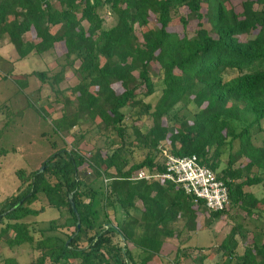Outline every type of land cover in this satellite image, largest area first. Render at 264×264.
Returning <instances> with one entry per match:
<instances>
[{
  "label": "trees",
  "instance_id": "trees-1",
  "mask_svg": "<svg viewBox=\"0 0 264 264\" xmlns=\"http://www.w3.org/2000/svg\"><path fill=\"white\" fill-rule=\"evenodd\" d=\"M242 3L237 11L231 0H0V39L7 38L20 58L59 43L65 49L63 60L75 56L80 61L82 80L72 88L77 94L74 118L58 119L60 129L70 130L86 117L99 120L103 134L112 139L108 151L98 149L87 158L63 148L44 161V171L20 173L17 193L0 203V239L6 236L12 248L27 243L39 251L33 264H149L167 239L188 242L202 228L200 214L208 213L206 224L211 225L229 213L227 208L209 210L170 181L133 178L140 169L162 172L157 154L165 150L196 154L227 183L230 210L264 216V196L246 190L264 184V145L255 143L264 130V0ZM185 5L197 18L191 34L171 29L176 21L189 23L180 12ZM107 7L118 15L111 28L104 26ZM153 17L156 27L149 26ZM138 25L142 36L136 33ZM29 33L34 39L27 38ZM66 64L51 76L47 70L33 73L43 81L49 77L55 86L64 79ZM154 64L163 84L149 101L157 91ZM179 105L195 108L188 115L180 113ZM127 107L151 119L146 130L124 123ZM138 148L148 153L131 162ZM85 164L99 177V187L80 177ZM40 194L51 207L68 210L65 225H74L71 234L62 232L54 219L46 228L25 221L44 211L32 207ZM107 206L122 213L118 223L110 220ZM181 220L184 224L176 230L174 224ZM244 228L249 230L242 222L232 227L218 245L214 264H264V240L253 236L248 242ZM239 234L246 242L242 253ZM115 236L124 244L115 242ZM207 255L195 256L193 264H205ZM183 258L191 256L182 246L173 264H183ZM5 264L19 263L6 258Z\"/></svg>",
  "mask_w": 264,
  "mask_h": 264
},
{
  "label": "rangeland",
  "instance_id": "rangeland-1",
  "mask_svg": "<svg viewBox=\"0 0 264 264\" xmlns=\"http://www.w3.org/2000/svg\"><path fill=\"white\" fill-rule=\"evenodd\" d=\"M242 1L231 0L232 4L236 5L237 11L242 10ZM256 8L261 9L262 6L258 4ZM180 12L188 19L189 23L184 26L182 21H176L171 29L180 34H191L197 24V18L186 5L180 8ZM102 15L105 17L104 26L106 28H111L117 23L118 15L110 7L105 8ZM149 26L156 27L155 17ZM142 30L139 25L136 27V33L139 36H142ZM8 48L9 51L0 49V203L17 193L22 183L20 173L28 176L41 169L44 161L56 151L63 148L78 150L89 158L98 149H102L103 152L111 149L112 142V139L101 131L98 125L99 120L93 121L84 117L77 121L72 129L65 131L60 129L58 119L64 115L67 120L73 119L76 111L77 94L73 92L72 88L82 80V75L78 71L80 61L75 56L69 58L68 61L63 60L60 55L65 49L61 48L59 43L50 51L42 54L33 52L23 59H20L19 52L13 44H10ZM64 62L68 63V65L66 64L64 79L55 86L49 83V77L43 81L33 73L39 70H47V74L51 76L59 70ZM152 75L157 91L147 99L149 101L158 97L163 84L158 64H154ZM194 108V106L189 105L186 108H181L180 113L189 115L191 114L190 110H194ZM123 110L129 111L124 123L127 125L137 124L143 130L147 129L151 119L140 116L136 108L131 110L130 107H127ZM262 124L264 128V121ZM128 132L133 134L134 129L130 127ZM255 143L264 145V130L255 138ZM147 153L148 149L138 148L130 157V161L139 162L146 157ZM228 153L229 150L224 152V164L228 161ZM157 156L159 161H164L163 154L158 152ZM239 164L240 161L237 162V165ZM261 173L263 174V170ZM80 177L86 184L90 183L94 187H99L101 184L99 177L86 164L80 169ZM246 190L253 191L259 197L264 196V184L246 187ZM32 207H43L44 211L28 216L25 221H35L39 227L46 228L54 219L60 224L59 228L64 233L71 234L75 229L74 225H65L66 219L70 216L68 210L60 211L51 207L43 194H40L39 200L32 203ZM230 207L231 203L227 207L229 213L222 219L213 221L211 225L206 224L208 213L206 215L200 214L199 221L202 228L194 233L188 242L180 245L181 243L176 237L167 239L162 251L156 254L149 264H168V262L173 264L177 260L175 259L176 252L182 246L188 248L191 256L190 259L183 258V264H193L195 256L198 257L206 253L210 255H207L204 263L214 264L215 260L219 258L215 254L218 245L238 222H242L243 226L249 228V230L243 229V232L248 234V242L253 240V236L259 241H263L264 216L252 217L241 208L230 210ZM107 210L110 220L113 223H118L122 215L120 210L114 209L112 206H107ZM183 224L184 220H181L174 224V228L180 230ZM3 226L4 224L0 222V228ZM5 238L6 236L0 239V264H5L6 258H14L19 264H33L39 255V251L34 250L27 243L12 248L5 242ZM237 238L238 251L242 253L246 247V242L240 234L237 235ZM114 241L118 244L119 242L124 244L116 236ZM82 244H86V241Z\"/></svg>",
  "mask_w": 264,
  "mask_h": 264
},
{
  "label": "built area",
  "instance_id": "built-area-1",
  "mask_svg": "<svg viewBox=\"0 0 264 264\" xmlns=\"http://www.w3.org/2000/svg\"><path fill=\"white\" fill-rule=\"evenodd\" d=\"M163 156L164 170L162 172L140 169L133 178L146 180L159 178L175 183L185 193L193 195L196 202L203 201L211 211H221L228 207L230 193L227 183L220 179L210 167L202 164L196 154L179 156L165 150Z\"/></svg>",
  "mask_w": 264,
  "mask_h": 264
},
{
  "label": "crops",
  "instance_id": "crops-1",
  "mask_svg": "<svg viewBox=\"0 0 264 264\" xmlns=\"http://www.w3.org/2000/svg\"><path fill=\"white\" fill-rule=\"evenodd\" d=\"M27 35H28V39H34L32 33H29ZM10 44H12V43H10L9 40H7V38L6 39H0V49L1 50L9 51V48L8 47H9ZM29 55H31V54H29ZM20 59H23V58H20Z\"/></svg>",
  "mask_w": 264,
  "mask_h": 264
},
{
  "label": "water",
  "instance_id": "water-1",
  "mask_svg": "<svg viewBox=\"0 0 264 264\" xmlns=\"http://www.w3.org/2000/svg\"><path fill=\"white\" fill-rule=\"evenodd\" d=\"M44 168H45V166H43V167L41 168V171H44ZM72 205H73V207L75 208V211L77 212V209H76V206H75V203L73 202V200H72ZM80 225H81V223L79 222V223H78L79 228H80Z\"/></svg>",
  "mask_w": 264,
  "mask_h": 264
}]
</instances>
